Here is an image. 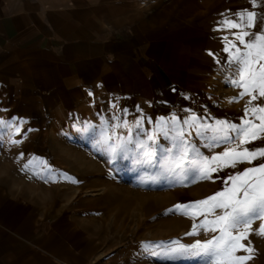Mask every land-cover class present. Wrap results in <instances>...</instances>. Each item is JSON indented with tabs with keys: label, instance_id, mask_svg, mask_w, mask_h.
Listing matches in <instances>:
<instances>
[{
	"label": "crops",
	"instance_id": "crops-1",
	"mask_svg": "<svg viewBox=\"0 0 264 264\" xmlns=\"http://www.w3.org/2000/svg\"><path fill=\"white\" fill-rule=\"evenodd\" d=\"M256 3L0 0V264H104L95 263L93 248L72 241L93 237L80 224L50 216L53 200L15 192L69 188L53 182L69 170L55 166L48 147L103 110L175 115L181 124L192 115L201 123L240 124L249 97L229 103L240 89L228 82L236 66L228 64L224 37L243 46L234 40L238 30L221 21L248 10L264 15ZM188 131L191 142L206 144ZM253 146L264 141L247 145ZM225 147H206L205 155ZM251 166L224 168L220 182ZM260 256L264 264V247Z\"/></svg>",
	"mask_w": 264,
	"mask_h": 264
},
{
	"label": "snow or ice",
	"instance_id": "snow-or-ice-1",
	"mask_svg": "<svg viewBox=\"0 0 264 264\" xmlns=\"http://www.w3.org/2000/svg\"><path fill=\"white\" fill-rule=\"evenodd\" d=\"M251 3L253 7L257 6L256 0H251ZM260 6L264 7V0H261ZM236 16V20L225 18L221 24L228 29H237L234 40L243 46L242 50L235 42L224 37L227 41L224 51L229 53L228 64L236 66L228 82L240 89L238 96L232 97L229 103L249 97L240 124L226 120H216L214 124L201 123L195 115L184 119L181 124L175 115L167 120L161 117L155 122V130L170 140L171 147L167 148L161 147L154 135L144 130L146 118L143 116L132 125L127 120L112 124L111 132L108 121H103L98 131L97 126L91 124L81 129L86 135L90 134L94 145L101 147L110 158L119 152L125 156L131 155L138 164L157 168L153 179L173 178L183 184L186 180H211L214 173L224 168L235 169L244 163L253 165L229 175L224 181L226 186L223 190L203 200L177 204L169 210L179 211L194 221L197 217H203L198 223H193L192 231L187 235H198L201 230L214 233L210 239L197 240L191 245L172 242L176 245L170 249L172 254L200 257L204 264H247L255 252L249 236L256 234L264 237V146L247 147L257 140L264 141V15L258 16L255 11L248 10ZM209 55L214 54L210 52ZM148 122L152 123L150 118ZM3 124L0 121V125ZM117 128H124L126 135H118ZM192 128L206 142V147L214 148L220 144L227 147L211 156L204 155L186 139V134L191 135L188 130ZM141 135L146 139H140ZM158 151L159 158L153 164ZM255 161L258 163L253 164ZM255 220L262 222L253 229ZM245 240H248L247 244ZM142 247L147 250L160 245L144 244ZM238 252L245 254L237 255Z\"/></svg>",
	"mask_w": 264,
	"mask_h": 264
},
{
	"label": "rangeland",
	"instance_id": "rangeland-1",
	"mask_svg": "<svg viewBox=\"0 0 264 264\" xmlns=\"http://www.w3.org/2000/svg\"><path fill=\"white\" fill-rule=\"evenodd\" d=\"M141 116L135 110H126V113L125 110H103L89 124L97 126L98 131L102 122L108 121L111 132L112 124L127 120L132 125ZM115 117L120 119H114ZM143 117L146 118L143 122L144 130L153 134L161 147H171L170 140L155 130V122L160 119L157 112H150ZM148 118L152 123L148 122ZM86 125L67 135L66 139L62 135L59 142L48 147L54 151L55 166L64 169L67 167L69 170L68 176L54 175L53 182H68L69 188L60 185L15 193H20L21 198H35L39 202L46 200L48 203L53 200V203H49L52 206L50 210H53L50 216L68 215L74 223L80 224L87 236H93L86 239L74 238L72 241L80 245L83 242L85 246L93 248L95 263L204 264L200 257L172 254L170 249L176 247L172 242L191 245L197 240L210 239L214 233L201 230L198 235H187L192 231L193 223H198L203 217H197L194 221L179 211L169 210L177 204L203 200L223 190L226 185L220 182L221 175L214 173L211 180H186L183 184L177 183L173 178L153 179L157 168L138 164L131 155L125 156L119 152L110 158L101 147L94 145L90 134L86 135L81 131ZM116 131L118 135H126L124 128H117ZM140 139L146 137L141 135ZM186 139L191 140L187 134ZM192 143L206 154L205 143ZM61 152L63 155L70 154V158L62 159V155H58ZM158 158L159 151L153 164ZM73 180L76 182H72ZM260 223V220H255L253 229L258 228ZM248 239L255 252L247 264H261L260 248L264 247V237L252 234ZM244 243L247 244L248 240ZM144 244L160 247L145 250L142 247Z\"/></svg>",
	"mask_w": 264,
	"mask_h": 264
}]
</instances>
